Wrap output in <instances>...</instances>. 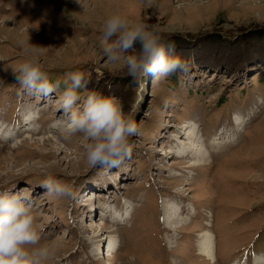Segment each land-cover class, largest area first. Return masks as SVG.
Wrapping results in <instances>:
<instances>
[{"label":"rangeland","instance_id":"rangeland-1","mask_svg":"<svg viewBox=\"0 0 264 264\" xmlns=\"http://www.w3.org/2000/svg\"><path fill=\"white\" fill-rule=\"evenodd\" d=\"M114 13L155 28L186 68L134 83L101 50ZM33 56L60 82L49 96L17 84ZM77 71L139 126L117 167H89L82 134L62 139L63 82ZM48 177L75 198L50 196ZM0 193L31 199L50 264H213L204 232L214 264H264V0H0Z\"/></svg>","mask_w":264,"mask_h":264},{"label":"clouds","instance_id":"clouds-1","mask_svg":"<svg viewBox=\"0 0 264 264\" xmlns=\"http://www.w3.org/2000/svg\"><path fill=\"white\" fill-rule=\"evenodd\" d=\"M100 41L103 55L111 63L124 62L134 83L146 76L167 80L186 61L169 55L174 44L165 43L155 28L114 13L102 25ZM137 45L138 52L135 51ZM35 47V46H34ZM132 54H129V53ZM17 84L30 95L49 96L60 82H50L37 57L26 59L13 69ZM60 108L66 116L61 136L64 142L82 134L88 139L86 162L91 168H113L131 155L129 138L139 133L132 115L125 113L120 99L88 91L81 72H72L63 82ZM82 101V104H81ZM50 196L75 198L74 186L48 177L41 185ZM42 241V232L31 199L19 193H0V264H50L54 250Z\"/></svg>","mask_w":264,"mask_h":264},{"label":"bare ground","instance_id":"bare-ground-1","mask_svg":"<svg viewBox=\"0 0 264 264\" xmlns=\"http://www.w3.org/2000/svg\"><path fill=\"white\" fill-rule=\"evenodd\" d=\"M219 137V136H218ZM196 141V140H195ZM196 150V149H195ZM199 151V150H198ZM186 157V156H185ZM206 160V157L203 154L198 155V157L195 159L194 157V162L200 163L201 161ZM207 232H204L202 234H200L199 236L204 239V243H200L198 244V251L205 256L206 258H208L210 261L213 262L214 264V247L213 244L210 243V240H212L214 238V235L212 233H209L208 235L206 234ZM199 239V238H198ZM101 247V246H100ZM101 249V248H100ZM262 264V263H261Z\"/></svg>","mask_w":264,"mask_h":264},{"label":"trees","instance_id":"trees-1","mask_svg":"<svg viewBox=\"0 0 264 264\" xmlns=\"http://www.w3.org/2000/svg\"><path fill=\"white\" fill-rule=\"evenodd\" d=\"M195 37H196V36H195ZM196 39L198 40V38H196ZM174 76H175V75H174ZM174 76H173V74L171 75V77H174ZM149 77H150V76H146V79H145L144 81L148 80V79H149ZM86 90H87V91H89L88 87H87V89H86Z\"/></svg>","mask_w":264,"mask_h":264}]
</instances>
